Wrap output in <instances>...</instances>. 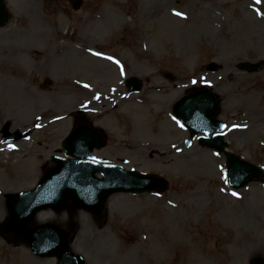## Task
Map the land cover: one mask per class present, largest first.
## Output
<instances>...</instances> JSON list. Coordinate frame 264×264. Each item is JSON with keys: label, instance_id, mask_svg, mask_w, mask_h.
Wrapping results in <instances>:
<instances>
[{"label": "rangeland", "instance_id": "374dc122", "mask_svg": "<svg viewBox=\"0 0 264 264\" xmlns=\"http://www.w3.org/2000/svg\"><path fill=\"white\" fill-rule=\"evenodd\" d=\"M5 2L0 222L5 193L31 189L49 156L63 155L81 108L105 132L96 158L168 182L160 192L112 194L100 221L78 211L71 248L86 264H264V0ZM242 61L259 68L240 69ZM125 72L143 82L139 92L124 94ZM199 85L218 94L228 150L261 167L237 190L225 156L197 138L180 147L191 135L172 108ZM14 132L17 149L4 143ZM26 155H38L34 166L18 169ZM37 217L64 226L51 209ZM0 264L57 263L0 235Z\"/></svg>", "mask_w": 264, "mask_h": 264}, {"label": "water", "instance_id": "95a60500", "mask_svg": "<svg viewBox=\"0 0 264 264\" xmlns=\"http://www.w3.org/2000/svg\"><path fill=\"white\" fill-rule=\"evenodd\" d=\"M7 19V11L0 0V25ZM259 63L242 62L238 64L240 69L244 68L253 71L259 68ZM129 90H139L140 82L136 80L127 81ZM218 100L211 90L201 89L199 92L188 94L179 100L174 106V114L184 124L192 127L195 132L204 131L207 134L214 130L221 129L222 123L215 120L218 111ZM194 132V133H195ZM101 133L95 128L87 126L83 120L77 121L69 136L63 140V152L66 155L78 157H90L92 148L102 145ZM208 143L219 150L225 146L221 135H215L211 139L200 138V144ZM228 157L229 181L233 185L243 184L247 178L257 173L256 169L248 163H243L236 156L225 152ZM57 165L45 173L38 187L31 192L19 197L15 201L9 200V218L0 224V232L5 233L14 242H25L33 252L39 255H56L59 264L64 259H71V264H83L80 257H73L69 251V234L53 226L29 227L33 216L39 209L53 207L61 211L70 201L68 207L69 215H72L77 208H85L97 216L100 214L103 203L107 196L115 191H126L151 188L163 189L165 182L155 176H139L134 171H123L120 167H105L91 163L73 161V159L52 158ZM97 170L103 174L102 179L92 177V171ZM49 195H56L53 196ZM60 198V199H59ZM56 200V201H54ZM75 258V259H74Z\"/></svg>", "mask_w": 264, "mask_h": 264}, {"label": "bare ground", "instance_id": "6f19581e", "mask_svg": "<svg viewBox=\"0 0 264 264\" xmlns=\"http://www.w3.org/2000/svg\"><path fill=\"white\" fill-rule=\"evenodd\" d=\"M5 143V142H4ZM8 145H13L12 143H7ZM15 145V149L18 148V145H20V143L14 144ZM7 146V145H6ZM14 148V147H12ZM7 152V151H6ZM38 155H26L23 158H18L16 160L15 166L19 169H21L22 167L25 168V170L28 168V170H31L32 167L34 166V163L37 160ZM1 203L2 201L0 200V207H1ZM63 218V217H61ZM60 221V220H58Z\"/></svg>", "mask_w": 264, "mask_h": 264}, {"label": "snow or ice", "instance_id": "6c2138e0", "mask_svg": "<svg viewBox=\"0 0 264 264\" xmlns=\"http://www.w3.org/2000/svg\"><path fill=\"white\" fill-rule=\"evenodd\" d=\"M178 14L182 15V13H178ZM97 55H99V53H97ZM109 59H112V58L109 57ZM116 63L119 64L120 62L117 60ZM193 83H195V81H193ZM85 87H87V85H85ZM174 119H175V117H174ZM181 127H183V124H181ZM9 147H15V145H9ZM216 155H219V153H216ZM226 182H227V179H226ZM233 195H237V193H233Z\"/></svg>", "mask_w": 264, "mask_h": 264}]
</instances>
